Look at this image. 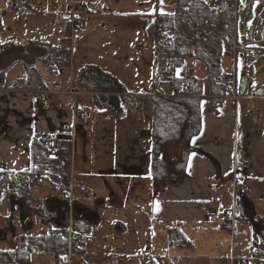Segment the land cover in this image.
Masks as SVG:
<instances>
[{
  "label": "crops",
  "instance_id": "crops-1",
  "mask_svg": "<svg viewBox=\"0 0 264 264\" xmlns=\"http://www.w3.org/2000/svg\"><path fill=\"white\" fill-rule=\"evenodd\" d=\"M106 2L107 0H101L94 3L96 14L87 18L86 28L72 40L71 66L68 68L72 67L73 74L70 77H68L70 70L61 66L53 73L47 71L42 62L47 52L45 56H38L33 62L28 63L32 52H40V48L34 46L28 49L23 48L25 50L19 53L21 58H17L18 62L14 61L8 65L0 66V72H4V78L0 80L1 83L3 82L0 86V145H3V154L0 156V172H29L32 155L35 153L33 148L54 146L59 151L63 148H70L69 153L72 154L73 147V168L65 174L68 178L67 183H64L63 180L61 182L63 188L72 182L70 176L73 179L75 177L74 182L76 183L73 185L74 189L71 191V195L76 201L75 215H77V219L73 224H76L77 228L73 225V230L75 227L78 236H83L90 228L96 230L93 245L79 247L76 244L72 251L62 256H58L54 251L35 250L31 254L29 264H87L91 256H86L83 252L88 250L94 253V248L99 244L98 240H101L97 228L93 225L94 219L90 218L92 222L90 223L88 214L93 212V214L98 213L97 215L101 216L103 208H106L107 200L103 198L100 200L96 195V204H90L92 196L89 195L92 194L88 174L98 171L104 174L97 175L101 176V179H105L106 174L116 172L117 169L114 168L115 163L99 164L90 168L89 149L92 141H90V133L86 131V128L88 129L90 126L89 118L96 119L94 125L100 124V117L106 118L103 114L106 108L105 105L96 103L94 96L98 93L76 88L78 71L89 66L109 74L118 82L122 93L120 96L124 97L130 94L150 93L153 72L169 67L167 57L156 55L153 36L149 31L157 11L154 14L117 13L113 12ZM255 29L249 35L243 36V42ZM56 38L60 40L58 36ZM56 38L54 44L59 43ZM46 41L53 44L49 37ZM190 62L191 60L186 59L184 66H189L193 70L194 65L193 63L190 65ZM27 68H35L42 81V86L44 84L46 86L43 90L52 92L50 104L42 106L40 103L39 109L34 107L33 99L37 96H34L33 92L41 90L34 89L40 85V82L37 80L38 76H29L26 73ZM23 79H27V81L30 79L34 84H30V87L25 89L16 88L17 83ZM70 92H75V94L72 95ZM251 95H245L237 101L226 96L224 106L218 113H213L208 100L205 101L201 132L192 142V147L197 148L198 151L192 152L188 157L187 178L177 183H172L169 179L164 180L156 185L158 189L154 194V183L150 179L151 169L147 170L151 168L152 164L151 150L148 165L146 162L144 164L128 162L127 167L119 168L118 173L109 174V177L114 175L124 178L123 189L113 180L107 179L108 187L120 196L124 190L130 195L132 187L136 192L142 189L147 191L144 198L151 203L149 208L151 228L150 237L144 238L146 250L151 248V238L155 234L156 225L160 234L158 237L165 239L163 244L165 249L162 251V256L159 255V257L163 258L166 264H170L169 258L174 264H222L224 258L230 254L237 258L248 259L254 255L256 246L264 245V243L255 242L253 230V225L257 221L263 223L260 227H264V111L262 110L264 97L255 98L253 94ZM105 96H110V93H105ZM249 96L253 98L257 114H261L258 120H255L249 111L247 100ZM51 104L52 108L49 106ZM91 105L95 113H93ZM49 109L51 110L49 111ZM80 110L85 112L90 110L93 114L89 112L85 114L87 116H77L76 111ZM130 114L125 111L120 117L106 118V120L120 128L124 124H128L129 127L123 126L122 128H124L123 132L127 130L129 134L131 128L126 121L130 120ZM35 117H38V120L49 119V131L46 129L45 121L39 127L40 123L37 120L34 122ZM141 117L145 118L146 115ZM56 119L59 122L56 123ZM77 128L81 131H78ZM50 132H54L52 136ZM123 132L119 131V135ZM103 141L108 145L112 143L111 139L106 141L105 138ZM9 144L13 145L17 151L11 160L6 148V145L8 147ZM131 145H129L130 148ZM41 150L39 149V151ZM110 151L112 152V148ZM45 153L48 155L47 150ZM107 159H109L108 156ZM87 162H89L88 167ZM55 177L58 176L51 175L50 179H39V187L41 184V186H45L46 190L44 200H57L64 197V194L57 188L55 189L57 185L50 182ZM137 182H139V186L136 185ZM237 186L251 188L252 193L245 196L236 195ZM4 189L2 188L0 191V209L5 200L9 202L12 213H15L14 217H24V220L20 222L23 230L34 228V223L30 222V216H28L31 213H36L41 218V222L46 223L42 219L43 216L35 211H14L12 197ZM100 193L103 194L102 191ZM25 208L23 204L20 209ZM232 208L236 209L241 219L247 220L251 224L246 225L239 222L232 229L230 226L220 227L209 221L211 215L221 216ZM17 213L27 215L17 216ZM117 215H119V211ZM14 217L10 215L5 218L8 231H14V227L11 225V219L14 220ZM53 218L55 222L51 218L48 223L55 226L53 225L54 227L46 234L51 235L60 228L71 229L69 226L71 223H63V219L60 222L58 216H53ZM57 220L59 221L57 222ZM170 227H180L188 238L193 237L199 244H195L193 250L187 252L170 249L166 234V229ZM0 230L4 231L1 227ZM123 231H125V226L119 229V232ZM0 233L3 234L0 240L8 237L6 231ZM22 236L39 237L40 235L30 231L22 232L14 236V242H9L11 249L15 248ZM71 238L73 237L71 236ZM85 248L87 249L85 250ZM76 253L79 255L74 256ZM154 260L151 257L146 264H152ZM102 263L106 264V260ZM260 264H264V262Z\"/></svg>",
  "mask_w": 264,
  "mask_h": 264
},
{
  "label": "trees",
  "instance_id": "trees-1",
  "mask_svg": "<svg viewBox=\"0 0 264 264\" xmlns=\"http://www.w3.org/2000/svg\"><path fill=\"white\" fill-rule=\"evenodd\" d=\"M6 1L10 2V0ZM172 5L171 12L157 11L155 13L154 22L149 30L153 36L156 55L167 57L169 59L168 66L171 69V75L162 85L165 94L155 97V105L152 110L150 179L154 183V194L158 189L156 185L164 180L169 179L172 183H177L187 178L188 157L192 152L198 151L197 148L192 147V142L201 132L204 103L208 100L211 111L218 113L224 106V96L227 93L216 85L206 88L203 77L206 74L212 78L222 77L223 60L228 52L232 51L237 40L235 14L232 9L227 7L225 0H172ZM29 7L28 5L23 7L22 0L14 1V4L10 2L9 5L14 16L18 11L25 13ZM216 9L222 13H217ZM2 30L3 20L0 17V33ZM63 40L65 39H61L56 45H52L48 41L32 42L34 47H41L47 51L42 62L49 73L57 71L59 66L64 68L71 66L70 43L68 40ZM13 47H15L13 42L3 43L0 41V57ZM186 59H190L194 65V76L190 80H184L178 70L172 74L175 67L185 65ZM26 73L29 76H38L35 68H27ZM3 78L4 72H0V80ZM37 80L40 85L34 89H45L46 86H44L45 84L42 86L39 76ZM26 81L27 79H23L17 83L16 88L25 89L30 87V84H34L30 79ZM2 83L0 82V86ZM76 88L98 93L94 96L96 103L103 106L111 105L114 108L115 117L124 114L126 99L120 96L122 93L118 82L98 68L89 66L81 68L77 73ZM34 93L37 92L34 90ZM105 93H110V96H105ZM177 142H182L183 146L179 157L172 159L171 169L168 171V163L166 157L162 156V152L169 151ZM39 149H42V152ZM47 149V146L33 148L35 153L32 155L29 172H0V191L5 188L4 190L11 195L14 211H35L43 216L42 219L46 223L50 222L51 218L55 222L53 216L60 217L59 220L62 221L63 215H67L69 212V204L65 200L43 199L37 201L34 196L26 192L25 187L33 177L50 179V169L58 165L59 162H62L64 166L63 175L65 177H55L50 182L53 185L62 182V180L67 183L68 178L65 174L70 166L69 148L60 149L61 156L58 161L48 157L45 153ZM23 204L26 208L20 209ZM254 224L255 242L262 244L264 243V227H260V225L263 223L257 221ZM226 226L229 224L220 227ZM61 231L60 236L53 234L39 237L22 236L15 248L0 250V264H25L29 262L31 254L35 250L54 251L58 256L68 254L70 247H74L76 243L71 242L73 245L70 246L67 227ZM166 234L170 249L186 252L193 250L195 244L180 227H170L166 229ZM72 235H76L75 227ZM169 263L174 264L170 258ZM152 264L159 263L154 260Z\"/></svg>",
  "mask_w": 264,
  "mask_h": 264
},
{
  "label": "rangeland",
  "instance_id": "rangeland-1",
  "mask_svg": "<svg viewBox=\"0 0 264 264\" xmlns=\"http://www.w3.org/2000/svg\"><path fill=\"white\" fill-rule=\"evenodd\" d=\"M14 1L17 0H10L11 3L14 4ZM23 7L27 5L30 6L26 12L18 11L15 13L9 9L10 2L6 0H0V17L3 20V30L0 33V41L5 42H13L15 47H13L8 53H5L0 58V66L8 65L10 63L18 62L17 58H21L19 53L22 52L23 48H32V42L35 41H46L47 38H51V42L54 44L56 41L54 40L58 36V21L56 20L55 14L52 11V5L48 2V0H22ZM93 3L100 2L101 0H91ZM107 6L113 10V12L117 13H142V14H154L156 11L159 12H171L173 9L172 0H107ZM32 12V13H31ZM239 16L237 18V35H238V42L242 44L243 36L249 35V33L255 29L260 22V20L264 18V4H258L254 0H240V7H239ZM58 40V38H56ZM60 42V40H58ZM65 41V40H63ZM70 41H68L69 43ZM64 43V42H63ZM40 52H32L30 58H28V63L33 62L36 57H42L46 55V50L41 49ZM259 48L264 49V44L259 45ZM71 49V45H70ZM231 52V51H229ZM228 52V53H229ZM235 53L232 52V55L227 54L223 60V74L222 77L227 75L229 80V85L233 83V79L230 76L237 77V81L239 83L242 79H251V83L249 84L246 95L255 94L258 91H264V67L256 70L252 75H250L244 66V56L242 54L238 55V60L234 61L233 58ZM190 60V59H189ZM193 62L191 61L189 64L191 65ZM71 65V64H70ZM163 68V67H162ZM176 68V67H175ZM169 67L165 70H161L163 72H169ZM62 70V68H61ZM69 71L68 77L73 74L72 67L67 69ZM171 70V69H170ZM156 72V71H155ZM154 73V72H153ZM231 74V75H229ZM229 85L223 88L226 92L232 91V88ZM72 92H70L71 94ZM35 97L33 100L35 101V108H38V105L41 103L39 101V96L42 94H49L50 98L52 97V92L48 90H40L37 93H34ZM73 95V94H72ZM138 96V97H136ZM24 97V96H23ZM54 98V97H53ZM123 98L126 101H139L140 102V94H130L126 95ZM55 100V99H54ZM30 103V102H29ZM254 103V101H253ZM50 104V102H49ZM42 105V104H41ZM255 105V104H254ZM43 106V105H42ZM52 108V104L49 105ZM48 106V107H49ZM249 106V103H248ZM46 107V106H45ZM249 108V107H248ZM91 109L93 113L95 110L91 105ZM51 109H49L50 111ZM103 114L106 116L107 119H113L114 117L111 116L109 110L104 109ZM264 111V108L262 109ZM130 120L128 119L126 122L129 123L131 132L128 134L127 130L125 132L123 126H128V124H124L121 128L118 125H114L110 123L106 118L100 117L99 121L100 124L94 125L96 123L95 118H89V127L86 128V131L90 133V141H92V145L89 149V157H90V168H94L96 165H106L109 163H115L116 172L118 173L119 168L127 167L128 162H137L146 165L150 162V150H151V121H152V112L146 114V117H141L145 115H138L139 113L134 111V109H129ZM251 113V110H249ZM93 114L90 110L86 113ZM148 112V111H147ZM255 112L257 114L256 106ZM146 113V112H144ZM261 113V112H259ZM100 114V113H97ZM101 115V114H100ZM252 115V114H251ZM87 116V115H85ZM102 116V115H101ZM258 118H254L255 120L261 117V114H257ZM38 117L34 118V122L37 120L41 127L46 123V129L49 131V119L45 120H38ZM59 122L56 119V123ZM124 122V123H126ZM36 126V124H35ZM129 127V126H128ZM76 128V127H75ZM78 131L81 129L77 128ZM119 131L123 132L119 135ZM54 132H50L52 136ZM106 138L107 140H112V143L108 145L103 141ZM134 143V145H131ZM131 145V148L129 147ZM182 142H177L170 148L169 151H163L162 156L166 157L168 163V170L171 169V161L173 158L179 157L181 149H182ZM8 157L10 160L12 156L17 153L15 147L11 144L6 145ZM98 148V149H97ZM112 148V152L110 151ZM22 150V149H21ZM115 150V153H114ZM3 154V145H0V156ZM107 156L109 159H107ZM69 165L70 170L73 168V160L70 159L69 154ZM145 165V166H146ZM89 166V162H87V167ZM67 167V166H65ZM146 169V168H145ZM148 168L147 170H150ZM69 170V171H70ZM69 173V172H68ZM106 173V172H105ZM109 173V174H112ZM104 173L101 172H93L88 174V179L90 183V190L91 194L89 195L92 198L90 204H96L95 196L99 197L101 200L102 198L107 200L105 202L106 208H103V214L101 216L97 215L98 213L90 212L88 214L89 222H91L90 218L94 219L93 225L97 228L98 233L100 234L101 240L99 239V244L93 250L94 253L86 250L84 251V255L91 256V259L87 264H103L104 260H106V264H146L149 262L151 257L158 261L159 264H166L163 258L159 257L162 256V251L165 249L163 245L165 243V239L158 237L160 234L157 231V227L155 225V234L151 238V248L146 250V238L147 236L150 237V228H151V215L149 213V208L151 203L147 202L144 198L147 191L140 190L138 192L135 191L134 187L130 190V195H128L127 191H123V194L120 196L117 192L110 189L107 185V179H111L117 184L119 187L122 188L123 179L121 177H117L109 174H106L104 177L105 179H101V176ZM108 175V177H107ZM98 176V177H95ZM72 181L70 183V188L72 185H75L74 179L71 178ZM28 184V183H27ZM43 184V183H42ZM58 191L62 194H65L64 189L62 188L61 182L56 184ZM139 186V182L136 184ZM134 186V185H132ZM127 189V187H126ZM70 190V189H69ZM252 190V189H251ZM103 192L101 194L100 192ZM45 186L39 187V194L34 196L37 200H43L45 198ZM252 193V192H251ZM250 193V194H251ZM249 195V194H248ZM60 196V195H57ZM57 200H65L69 203L70 212L68 215L64 214L62 219L63 223L69 224L70 220L75 222L77 219L76 214V201L75 198L67 199L66 197L63 199ZM89 202V201H88ZM35 206V205H34ZM108 210V211H106ZM73 211V212H72ZM119 211V215H117ZM106 212V213H105ZM0 227L4 229V231L0 230V232H7L8 237L4 240H0V250L2 249H11V244L9 242H14V236L21 234L22 232H31L33 234L38 235H45L51 228L54 226L49 223H42L41 218H39L36 213H31L30 222H33V229L23 230L20 226V222L24 220V217L17 218L14 217L15 213H12V208L9 202L6 200L3 202V206L0 209ZM14 217V220L11 219V225L14 227V231H8L7 225L5 223L7 216ZM27 215L24 213H17V216ZM3 218V219H2ZM62 222V221H60ZM125 226V231L119 232V229ZM69 227V226H68ZM256 227V226H254ZM6 229V230H5ZM63 229V228H62ZM62 229H57L55 231L62 232ZM54 231V232H55ZM49 235V234H46ZM3 234L0 233V239ZM73 241L75 243L76 235H72ZM190 240L198 245L199 242L195 240L193 237ZM73 244H70V246ZM76 244H74L75 246ZM198 247V246H197ZM73 247H70V251H72ZM89 249V248H88ZM199 249V248H198ZM201 251V250H198ZM79 254L76 253L74 256H78ZM110 255V256H109ZM231 255V254H230ZM228 255L227 257H229ZM108 257V258H106ZM25 264H29L28 262Z\"/></svg>",
  "mask_w": 264,
  "mask_h": 264
},
{
  "label": "built area",
  "instance_id": "built-area-1",
  "mask_svg": "<svg viewBox=\"0 0 264 264\" xmlns=\"http://www.w3.org/2000/svg\"><path fill=\"white\" fill-rule=\"evenodd\" d=\"M258 4H264V0H254ZM52 5L51 9L55 14L56 20L58 21V33L59 35L72 43V40L82 32L87 26V18L92 17L96 14V7L93 3L87 0H48ZM240 0H225V3L229 9L234 11L235 17L238 15ZM217 13H220L219 9H216ZM222 13V12H221ZM220 13V14H221ZM264 44V19L260 22L259 28L249 36L244 43L235 44L232 52L235 53V59L238 58V54L242 53L244 55V66L248 73H252L255 70H258L264 67V49L259 48V45ZM230 52V55H232ZM170 72L156 71L152 76L151 90L150 95L145 96L146 100L139 101H129L124 106L127 111L129 109H134L141 115L147 114L150 109L154 106V100L152 99L155 96H163L161 92V87L166 78L170 76ZM233 83L229 85L228 77H219L212 78L210 75L206 74L203 78V83L205 86L216 85L217 87L225 88L229 85L232 88V91H228L230 98L237 101L241 98L238 93V81L237 77L232 74ZM181 76L184 80H189L193 78L194 72L190 67H183L181 69ZM71 94H75L72 92ZM143 96H140L143 97ZM138 97V96H136ZM42 104H48L51 100L49 94H42L39 98ZM249 103V110L254 118H258L255 112V105L253 103V98L249 96L247 99ZM106 109L109 110L110 114L113 115L114 108L111 105H105ZM148 111V112H147ZM146 112V113H144ZM84 110L76 111V114H84ZM49 156L57 159L59 157V152L56 148H50L48 150ZM61 164L57 167L52 168V173L59 175L63 172L61 169ZM27 193L37 195L39 192L38 181L34 179L30 185L26 188ZM236 193L245 196L252 192L248 187L237 186L235 189ZM211 223L224 226L227 223L234 228L236 223L241 219L236 214L235 209L230 210L227 213L222 214L221 216L213 215L209 218ZM246 225H250L249 221H242ZM60 233H56L59 235ZM95 229L91 228L86 234L80 238H75L80 246H91L95 241ZM253 262L258 264L264 262V245L256 249L253 257L251 259H239L234 256L227 258L224 264H249Z\"/></svg>",
  "mask_w": 264,
  "mask_h": 264
},
{
  "label": "water",
  "instance_id": "water-1",
  "mask_svg": "<svg viewBox=\"0 0 264 264\" xmlns=\"http://www.w3.org/2000/svg\"><path fill=\"white\" fill-rule=\"evenodd\" d=\"M248 87V80L242 79L239 85V93L240 95H244ZM254 97H264V91H258L254 94Z\"/></svg>",
  "mask_w": 264,
  "mask_h": 264
},
{
  "label": "bare ground",
  "instance_id": "bare-ground-1",
  "mask_svg": "<svg viewBox=\"0 0 264 264\" xmlns=\"http://www.w3.org/2000/svg\"><path fill=\"white\" fill-rule=\"evenodd\" d=\"M227 225V224H226Z\"/></svg>",
  "mask_w": 264,
  "mask_h": 264
}]
</instances>
